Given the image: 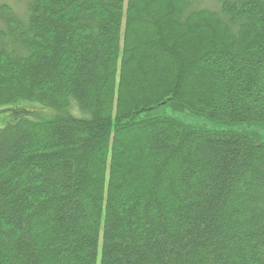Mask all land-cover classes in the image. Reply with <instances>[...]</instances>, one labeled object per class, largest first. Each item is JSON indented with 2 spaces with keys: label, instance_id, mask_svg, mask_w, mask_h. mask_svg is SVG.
<instances>
[{
  "label": "trees",
  "instance_id": "obj_1",
  "mask_svg": "<svg viewBox=\"0 0 264 264\" xmlns=\"http://www.w3.org/2000/svg\"><path fill=\"white\" fill-rule=\"evenodd\" d=\"M3 106L0 264H264V0H0Z\"/></svg>",
  "mask_w": 264,
  "mask_h": 264
},
{
  "label": "rangeland",
  "instance_id": "obj_2",
  "mask_svg": "<svg viewBox=\"0 0 264 264\" xmlns=\"http://www.w3.org/2000/svg\"><path fill=\"white\" fill-rule=\"evenodd\" d=\"M14 106H3V107H0V128L1 127H4V122L8 119L6 116H13L14 114V109H13ZM49 114V113H48ZM48 114H42L41 112H39L38 115L40 116H46ZM250 132L252 135H254L255 137L257 138H261L262 140H264V124H259V125H256L255 127L250 128Z\"/></svg>",
  "mask_w": 264,
  "mask_h": 264
}]
</instances>
